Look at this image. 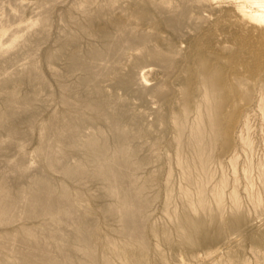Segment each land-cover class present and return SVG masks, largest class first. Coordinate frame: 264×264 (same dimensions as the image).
I'll use <instances>...</instances> for the list:
<instances>
[{
    "label": "bare ground",
    "instance_id": "obj_1",
    "mask_svg": "<svg viewBox=\"0 0 264 264\" xmlns=\"http://www.w3.org/2000/svg\"><path fill=\"white\" fill-rule=\"evenodd\" d=\"M125 2L39 0L23 32L17 23L25 5L0 0V264H150V255L154 264H169L163 250L153 248V237L174 249L210 246L229 230L240 232L247 221L236 189L227 217L226 176L212 189L214 205L207 182L214 177L211 165L221 164L230 142L234 117L226 121V115L233 110L232 96L244 88L242 97L250 101V78L239 79L235 88L227 84L231 78L199 57L183 88V106L173 115L172 149L186 181L180 210L171 188L162 194L176 238L160 221L149 223L150 189L158 175L149 168L142 177L141 171L161 157L162 137L143 126V115L115 88L131 90L137 67L148 58L171 72L177 60L159 27L181 29L191 12L186 4L162 0L166 17L158 20L152 12L158 1L134 0L136 8ZM239 11L264 25V12ZM105 83L116 86L111 90ZM167 87L154 92L165 99ZM33 137L36 168L24 152ZM249 199L264 211L260 195L249 193ZM211 248L210 257L216 253ZM221 260L246 264L237 250Z\"/></svg>",
    "mask_w": 264,
    "mask_h": 264
},
{
    "label": "rangeland",
    "instance_id": "obj_2",
    "mask_svg": "<svg viewBox=\"0 0 264 264\" xmlns=\"http://www.w3.org/2000/svg\"><path fill=\"white\" fill-rule=\"evenodd\" d=\"M126 1L125 3L130 2V6L136 8V2H132L134 0ZM136 1L142 3L144 0ZM155 1H158L156 3L158 7L152 6L154 9L152 12L158 20H161L164 16L166 17V13L162 14L165 11L159 7L163 5L160 3L162 0ZM262 1L257 4L255 0H203L195 5L189 0H171V4L174 5L186 4L191 12L181 29L159 27L161 40L164 44L172 46L171 54L177 60L175 68L170 72L169 68L166 70L164 65L148 58L137 67L131 90H125L120 86L115 88L121 97L131 102L133 107L143 115V126L149 127L152 135L162 137L161 157L149 164L147 169H143L141 176H147L152 169L154 174L158 175V184L150 189L151 193L149 192L152 202L149 223L160 221L167 227L169 234L176 238L173 220L164 215L162 207L166 187L173 190V205L176 210L179 211L182 206L181 188L186 185V181L180 166L175 162L176 153L172 149L175 133L173 115L176 109L183 106V88L187 78L196 71L195 64L199 57L208 59L213 72L217 71L223 77L231 78L227 84H234L235 88H239L235 84L239 79L250 78L249 83L252 87L250 101L242 97L244 88L240 89L237 97L232 96L233 110L229 111L228 116L226 115V121L234 117L230 142L226 151L222 153L221 164L211 165L214 177L207 182L209 201L214 205V200L211 198L212 189L218 187L222 175L226 176L228 183L224 189L227 217L232 214L229 195L236 189L247 221L244 220L240 232L229 230L224 238L210 245L212 248L197 246L174 249L172 245L158 242L153 237V248L157 246L161 248L169 264H226L221 257L225 256L229 250L239 251V262L264 264V211L256 210L249 199V193H256L264 200V25L251 22L239 11L240 8H244L264 12V0ZM21 2L25 5V10L23 15L21 14V21L17 24L21 25L23 32H27L29 24L35 17L36 4L39 0H21ZM122 3V1L116 3L117 14L121 13ZM147 24V27L151 26ZM14 27L15 25L12 29ZM8 36L7 33L6 37ZM137 54H140V51ZM196 83L197 81L194 85ZM161 84L168 85L165 99H161L154 92V88ZM105 85L111 90H114L116 86L107 83ZM133 88L144 89V95L140 96L137 91L135 93ZM194 93H196L195 90ZM162 115L164 118L160 119ZM247 139L250 140L249 144L245 143ZM30 140L24 152L26 159L32 163L29 162L31 167L36 168L37 162L33 163L30 152L37 142L35 137ZM231 161H234V164ZM89 183L86 182L87 187L88 185L91 186L90 188L96 187L94 183H90L91 185ZM185 221L187 219L183 218L181 223ZM228 222L226 218L223 224ZM110 223L116 224L113 221ZM255 238L259 239V243L254 242ZM209 248L216 253L219 252L212 257L207 256L206 252ZM255 249L262 254V257L258 256L259 253L255 252ZM76 253L77 257H80V251ZM153 256L150 255V264L155 263Z\"/></svg>",
    "mask_w": 264,
    "mask_h": 264
}]
</instances>
